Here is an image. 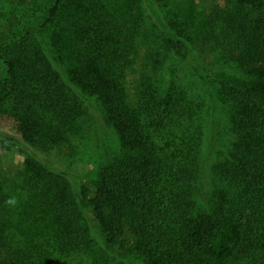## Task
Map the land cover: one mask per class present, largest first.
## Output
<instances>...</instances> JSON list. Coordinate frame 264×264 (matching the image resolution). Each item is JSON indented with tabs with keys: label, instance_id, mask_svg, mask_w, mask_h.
Segmentation results:
<instances>
[{
	"label": "trees",
	"instance_id": "1",
	"mask_svg": "<svg viewBox=\"0 0 264 264\" xmlns=\"http://www.w3.org/2000/svg\"><path fill=\"white\" fill-rule=\"evenodd\" d=\"M217 1L175 0L160 34L144 0H0V138L22 154L0 161V264H264V0ZM191 44L218 76L197 93L166 79Z\"/></svg>",
	"mask_w": 264,
	"mask_h": 264
},
{
	"label": "rangeland",
	"instance_id": "2",
	"mask_svg": "<svg viewBox=\"0 0 264 264\" xmlns=\"http://www.w3.org/2000/svg\"><path fill=\"white\" fill-rule=\"evenodd\" d=\"M145 6L147 8V15L149 16V21L158 25L160 34L164 33V30L159 23V17L161 19L167 20L170 16V11L173 7H175V0H144ZM150 2L153 3V7L150 6ZM198 3L201 7L205 8L208 13L212 14L214 6L218 3L217 0H198ZM193 49V50H192ZM144 56V52L142 54ZM141 55L139 58V63L136 65L134 71H132L129 75V84H136L137 77L140 74L141 69V62H143L144 58ZM201 75H205L211 78L213 81L216 80L217 73L213 70V65L210 59V55L208 51L202 49V46L199 45H190L183 46L181 49L180 56L176 60H172L168 64V69L166 70V76L168 82L176 81L177 84L185 87L189 90L190 93H197L199 90H203L204 82ZM212 105L211 114H210V130L213 131L214 135L218 132L226 133L225 124H223V118L225 115L223 114L222 108L216 104L215 106L213 102H210ZM90 106V105H89ZM90 111L94 114L95 119L97 120L98 124L103 126L104 118L102 114L96 110L94 107L90 106ZM215 122H218L217 126H215ZM8 132V130H6ZM105 132V131H104ZM103 142L101 143V148L98 149V155L105 154V153H115L118 151V146L116 144V137L114 133L110 130H106L105 133L102 135ZM219 138L214 136L211 139L206 140L205 144V160L203 165L202 171V178L200 183V196L202 199H207L211 190L214 187L213 181V173H212V166L219 161L223 157L222 155V148L218 145ZM22 154L18 152L17 148L11 146V149H6L5 140L0 138V161L5 167L8 172H11L17 167L16 161H18V156ZM43 157H38L41 159L45 164H52L65 165V161L63 159L58 158L56 154L52 155H42ZM15 162L12 164L10 162ZM52 164V165H54ZM51 166V165H50ZM75 171L77 173L85 174L88 171V167L84 165H78L75 167ZM73 189L80 198L81 189L84 186L91 187V182L86 179L82 181L81 184L75 181L74 177L72 179ZM90 222L92 225L93 231L97 230L96 227V219L93 213L88 212ZM95 238L99 241L100 236L94 232ZM114 257V256H113ZM119 259V258H118ZM115 260V259H114ZM121 261L128 262L129 264H133V259H120Z\"/></svg>",
	"mask_w": 264,
	"mask_h": 264
}]
</instances>
